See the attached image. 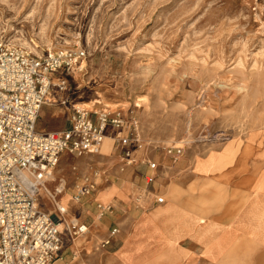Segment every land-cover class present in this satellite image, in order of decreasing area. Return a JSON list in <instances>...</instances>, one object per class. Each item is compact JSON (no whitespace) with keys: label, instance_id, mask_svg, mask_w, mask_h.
I'll return each instance as SVG.
<instances>
[{"label":"rangeland","instance_id":"rangeland-1","mask_svg":"<svg viewBox=\"0 0 264 264\" xmlns=\"http://www.w3.org/2000/svg\"><path fill=\"white\" fill-rule=\"evenodd\" d=\"M0 42L37 57L82 53L62 94L86 110L129 116L141 141L137 157L159 168L156 183L194 159L197 167L198 157L228 142L264 137V0H0ZM61 99L43 108L39 131L65 124ZM171 145L183 148L176 161L163 150ZM109 151L105 143L93 156L63 157L56 167L72 215L91 220L72 199L73 163L111 179H97V190L139 176L145 186L143 165L119 172ZM39 201L52 211L45 194Z\"/></svg>","mask_w":264,"mask_h":264},{"label":"built area","instance_id":"built-area-1","mask_svg":"<svg viewBox=\"0 0 264 264\" xmlns=\"http://www.w3.org/2000/svg\"><path fill=\"white\" fill-rule=\"evenodd\" d=\"M81 56L65 50L37 57L0 42V264H52L61 259L63 248L89 235V224L70 216L61 202L64 182L55 181L53 174L63 157L83 158L108 140L119 172L143 165L146 185L155 183L158 166L147 157H137L141 141L136 123L121 111L86 110L66 95L60 104L66 109L67 127L36 130L41 107L51 102L54 93L67 92L70 72ZM163 150L173 161L183 153L182 147L173 145ZM70 171L75 201L93 196L97 179L103 185L111 182L107 176L98 178L95 171L90 176L81 173L74 163ZM42 193L52 211L39 201ZM147 195L154 193L138 189L134 207L141 210ZM153 197L156 204L163 202L161 196ZM113 211L112 205L95 203L96 220ZM117 234L116 227L109 229L95 249H106ZM71 260L86 264L79 257Z\"/></svg>","mask_w":264,"mask_h":264},{"label":"crops","instance_id":"crops-1","mask_svg":"<svg viewBox=\"0 0 264 264\" xmlns=\"http://www.w3.org/2000/svg\"><path fill=\"white\" fill-rule=\"evenodd\" d=\"M52 104L56 103L44 104L39 114ZM36 125L37 121L38 132H52L39 131ZM66 127L65 118L55 131ZM105 143L110 146L109 156L116 158L111 142ZM212 152L213 156L198 157L197 167L195 159L185 163L180 173L167 174L150 188L142 185L139 176L121 188L105 187L91 198H80L85 206L81 212L91 220L69 214L91 221L90 233L63 248L61 259L52 264H78L73 256L86 264H264V137L255 134L251 140L231 141ZM158 172L159 168L156 179ZM135 184L136 191L154 193L163 202L156 204L147 195L143 208H135L133 199L128 202ZM61 202L64 205L63 195ZM95 203L116 206L112 214L96 220ZM114 227L118 234L110 246L96 250Z\"/></svg>","mask_w":264,"mask_h":264}]
</instances>
